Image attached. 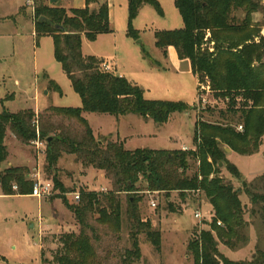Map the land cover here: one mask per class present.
Returning a JSON list of instances; mask_svg holds the SVG:
<instances>
[{"label":"trees","instance_id":"1","mask_svg":"<svg viewBox=\"0 0 264 264\" xmlns=\"http://www.w3.org/2000/svg\"><path fill=\"white\" fill-rule=\"evenodd\" d=\"M36 2L39 3L35 7L36 36L53 37L55 58L71 79L74 91L82 99V106H51L46 112L48 116L40 115L41 119L37 118L35 110L28 108L17 112L2 111L0 185L5 194H16L14 185L18 187V194H31L35 185L29 177L28 167L3 168L8 156L5 138L9 130L24 144L35 142L37 138L46 141L45 170L51 175L54 187L62 192L59 196L75 213L81 227L78 232L62 235L63 246L54 256L55 264H105L99 259L89 234V229L93 228L90 219L98 216L99 224L118 231L123 220L119 194L134 191L141 179L147 181L149 189L164 191L169 198L172 191L178 192L183 199L190 197L193 191L205 193L215 212L211 221L213 230H201L190 240L188 248L195 264H264L263 251L251 261H244L232 260L219 249L220 241L232 249L248 242L242 190L226 182L219 172L222 162L230 174L237 179L243 178L238 166L226 158L223 145L244 156L258 152L263 145L264 36L261 37V30L255 32L251 25L259 4L254 0H175L184 26L156 32L157 46L165 52L174 46L179 59L191 63L192 72L199 81H208L215 96L228 102V112L241 113L240 121L232 124L229 121L207 123L198 120L194 132L196 150L138 148L131 151L122 141L103 144L101 138L95 137L84 113L100 112L113 116L133 113L162 125L173 114L189 112L194 106L183 100L147 99L142 86L107 70L100 57L83 53V35L95 41L100 34L113 32L109 0H86L83 7L70 9L51 6L45 0ZM146 4L153 5L163 15L159 0H129L128 36L139 37L133 22ZM240 9L246 11L241 22L236 14ZM258 36L260 41H255ZM50 83L61 91L55 80L50 79ZM240 125L243 130H238ZM68 154L75 155L78 163L105 170L113 180L114 189L104 194L81 189L79 202L70 203L64 195L63 181L57 175L59 161ZM189 158L201 160L199 171L192 176L186 174L190 167ZM245 191L254 206L251 214H259L264 222V174L245 183ZM140 199L136 196L134 200L129 199L128 218L134 222L133 247L122 253V264H133L142 259L137 237L140 232H145L157 248L162 245L160 230L155 229L150 220L140 217ZM219 220L222 225L217 223Z\"/></svg>","mask_w":264,"mask_h":264},{"label":"rangeland","instance_id":"2","mask_svg":"<svg viewBox=\"0 0 264 264\" xmlns=\"http://www.w3.org/2000/svg\"><path fill=\"white\" fill-rule=\"evenodd\" d=\"M68 1L70 0L51 3L50 0H45V3L64 7ZM254 1L259 4V10L253 13L251 25L255 32L261 30L262 37L264 0ZM159 2L164 11L163 15L151 4H146L139 10L140 13L133 22V27L139 31V37L135 38L128 36L129 0H111L113 17L110 25L113 32L102 34L95 41H90L83 35V53L100 57L114 65L117 62L121 75L147 90V99L183 100L194 107L189 112L173 114L168 123L162 125L155 122L142 124L139 122L142 117L133 113L124 118L107 113H93L89 117L90 125L97 132L103 129L100 134L94 135L97 139L101 138L105 145L109 141L127 139L124 136L117 138L118 131L125 135L144 134L142 137L130 138L129 146L125 144L126 149L131 151L138 148L183 150L185 144L189 150H196L194 132L198 120L207 123L229 121L232 124L240 121L241 113L228 112V102L224 98L216 97L210 86L208 89L202 88L208 81L203 83L198 79V100L193 105L192 102L196 100L195 77L186 70H182L179 75L174 70H163V67L171 66L172 61L168 52L167 60L164 59L166 52L157 46L156 32L180 29L184 26V21L175 6V0ZM83 3L84 0H71L70 6L79 7ZM38 4L36 0H0V113L27 108L40 109L35 111L37 118H40L43 114L48 116L46 112L51 106H82L80 95L74 91L71 79L55 58L53 37L36 36L35 7ZM245 13L243 9L236 12L238 21L244 19ZM255 41H260V37H256ZM213 46L214 43L211 47ZM184 61L189 63L188 60ZM50 79L56 81L61 91L50 83ZM237 128L239 130V126ZM10 137L14 138L13 135ZM12 138L7 142L10 158L20 161L21 148L12 143ZM44 144L46 145V141ZM24 145L28 153L27 162L31 164L30 179L35 182L37 173L40 172L41 179L50 180L51 175L45 170L47 147L38 146L35 142ZM223 146L233 150L229 146ZM226 152V158L231 163L235 162L243 178L234 177L224 165L220 166L219 174L226 182H231L235 188L242 190L244 218L248 223L245 229L248 242L232 249L220 241L219 249L232 260L251 261L259 251L264 252V222L259 214H251L254 206L245 191V183L264 174V138L260 150L249 156L234 151L231 161L228 157L231 151ZM189 159L190 167L186 174L192 176L199 171L201 160ZM59 162L57 175L63 181L66 188L64 195L70 203L79 202L80 199H76L75 193L80 194L81 189L94 190L101 194L114 189L113 180L107 176L105 170L78 163L75 155H65ZM51 181L52 192L43 197L18 194V189L14 188L16 185L13 187L16 194H5L0 189V264H55L54 256L63 246L62 235L80 231L75 213L68 209L64 199L59 196L62 192ZM170 194L169 198L164 191L149 189L147 181L141 179L134 191L119 194L123 220L118 231L109 225L99 224L96 220L98 216L91 218L93 228L89 229V234L99 259L105 264H122V253L133 247L131 234L134 222L128 218V206L129 199L134 200L136 196L141 198L138 201L140 217L150 220L154 228L160 230L162 245L159 249L145 232L138 233L142 259L133 264H195L188 248L190 240L201 230H213L211 221L215 214L214 209L203 191H193L187 199H183L175 191ZM196 213L201 216L196 217ZM213 233L216 235L215 231Z\"/></svg>","mask_w":264,"mask_h":264},{"label":"crops","instance_id":"3","mask_svg":"<svg viewBox=\"0 0 264 264\" xmlns=\"http://www.w3.org/2000/svg\"><path fill=\"white\" fill-rule=\"evenodd\" d=\"M71 1V0H70ZM70 1H68V2H66V5H64V7H66V8H68V9H70V8H80V7H83L84 5H85V2H86V0H84V3L81 5V6H79V7H72V6H70ZM110 1L111 0H109V5L111 4L110 3ZM110 11V23H112V17H113V15H112V12H111V9H109ZM100 35H102V34H100ZM99 35V36H100ZM167 52L169 53V55H170V60L172 61V64H171V66H169V67H163V70L164 71H172V70H174L175 72V74L176 75H179L180 74V72L182 71V70H186V71H188V73H191L192 74V76H194L195 77V80H196V83H195V92H196V100H194V102H192L193 103V105H194V103L198 100V76H195L194 74H193V72H192V69H191V63L189 62V63H187V62H185L184 60H181V59H179V57H178V53H177V50H176V48L174 47V46H170V47H168V51H166V53H165V57H164V59H166L167 57H168V55H167ZM167 60V59H166ZM103 61L107 64V66H108V70H111V71H113V72H116V73H118L119 75H121V73L118 71V68H117V65H118V63L116 62L115 63V65H114V63H111V62H109V61H106L105 59H103ZM104 63V64H105ZM159 74H160V72H159ZM160 75H163V74H160ZM121 76H123V75H121ZM125 77V76H124ZM129 79V78H128ZM130 80V79H129ZM131 81H133L132 79H131ZM135 82V81H134ZM144 88V87H143ZM145 89V88H144ZM146 89H145V95L147 96V94H146ZM28 109H31V108H28ZM33 110V109H32ZM35 111H40V109H38V110H35ZM91 114H93V113H90V112H87V113H84V115H85V117L88 119V121H89V123H90V119H89V117L91 116ZM122 117L124 118V117H127V115H122ZM152 119H149V120H145L144 118H142L141 120H139V122L140 123H142V124H146V123H149V122H154V121H151ZM168 123V122H167ZM91 126V125H90ZM92 128V127H91ZM103 129H100V131H102ZM10 131V130H9ZM7 132V135H6V138H5V144H6V146L8 147V144H7V142H8V139H10V138H12V137H10L9 138V136H11V135H13V133L11 132ZM100 131L99 132H97V131H95V129L93 128V132H94V134L95 135H97V133H99L100 134ZM103 132H105V133H110V131H103ZM11 135H10V134ZM117 133V138H120L119 136H124V137H126L127 139H122V141L124 142V144H128V141L130 140V138H133V136H137V137H142V136H144V134H139V133H136V134H133V135H125V134H120V132H116ZM13 137L14 138H12V143L14 144V145H19L20 146V148H21V151H22V156H21V160L19 161V160H13L12 158H10V151H9V147H8V151H9V154H8V159H6L3 163V168H8V167H10V166H12V165H15V167H19V166H25V167H28L29 168V170H31V164L29 163V162H27V160H28V153H27V151H26V149L24 148V143H22L19 139H17L14 135H13ZM14 139V140H13ZM128 146H129V144H128ZM184 146H187L188 147V145H184ZM183 146V147H184ZM137 148V147H136ZM228 148H226V150H227ZM228 152H230L231 151V153H229L228 154V157L229 158H231V161H233L232 160V155L235 153L233 150H227ZM234 162V161H233ZM75 164H78V163H76V162H74ZM235 163V162H234ZM39 168H40V166H39ZM31 176V175H30ZM37 176H40V172H38L37 173ZM51 180V179H50ZM0 189H1V191H2V188H1V185H0ZM105 189V188H104ZM3 192V191H2ZM73 193H75V192H73Z\"/></svg>","mask_w":264,"mask_h":264},{"label":"built area","instance_id":"4","mask_svg":"<svg viewBox=\"0 0 264 264\" xmlns=\"http://www.w3.org/2000/svg\"><path fill=\"white\" fill-rule=\"evenodd\" d=\"M105 68L108 70V66L107 64L105 63ZM207 86V87H206ZM209 85H202V88L203 89H208ZM239 130H243V125H240L239 126ZM35 143L38 145V146H45L44 144V141L41 140L40 138H37L35 140ZM184 150H189V147L187 146H184ZM15 189H18V187H14ZM52 189H53V182L51 180H47V179H41L39 176L36 178V181H35V185H34V188H33V191L30 195H33L34 197L38 196V197H43V196H47V195H50L51 192H52ZM76 194V199L79 200L80 199V194L78 193H75ZM155 204V203H153ZM201 214L200 213H196V217H200ZM218 224H221V221L219 220L217 222ZM222 225V224H221Z\"/></svg>","mask_w":264,"mask_h":264},{"label":"water","instance_id":"5","mask_svg":"<svg viewBox=\"0 0 264 264\" xmlns=\"http://www.w3.org/2000/svg\"><path fill=\"white\" fill-rule=\"evenodd\" d=\"M50 2H51V3H58L59 0H50ZM57 28H58V29H62V27H61V26H58V25H57ZM50 140H51V138H49V141H50ZM227 150H230V149H227ZM222 165H223V163L220 162V166H222Z\"/></svg>","mask_w":264,"mask_h":264}]
</instances>
